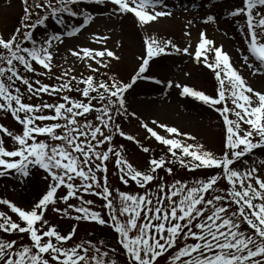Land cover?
Instances as JSON below:
<instances>
[{"label":"snow or ice","instance_id":"1","mask_svg":"<svg viewBox=\"0 0 264 264\" xmlns=\"http://www.w3.org/2000/svg\"><path fill=\"white\" fill-rule=\"evenodd\" d=\"M81 2L22 0L20 25L7 38L0 34V110L22 126L20 132H13L0 124V132L13 141L9 148L0 135V177L15 175L22 182L33 170H42L45 182L43 193L28 206L0 197V205L8 210H0V264H160L161 259L166 264H264V157L257 158L255 151L264 150V88L254 87L241 71L246 66L250 76L264 77V0H241L240 6L227 12L232 18L243 17L237 29L246 46V53L237 49L241 67L204 29L194 49L150 32L162 19L173 17L168 0H107L113 15L131 14L143 32L144 54L127 82L116 74L100 73L97 67L109 68L112 59H121L113 49L66 45V38L79 35L94 20L95 13L81 8ZM84 2L107 6L106 0ZM50 19L58 26L56 30H48ZM215 21L212 14L202 17L205 24ZM192 25L193 20H188L186 27ZM37 28L45 30L39 37ZM107 39L92 34L96 43ZM209 52H214V60ZM172 54L187 55L212 70L216 95L146 74L150 61ZM77 62L83 65L80 72ZM53 67L60 69L59 75ZM41 76L54 77L57 82L44 83ZM138 80L175 87L180 96L214 109L224 125L223 150L213 152L196 136L163 121L153 119L151 125L142 121L147 133L168 146L170 156L150 158L146 170L135 167L124 155L123 145L112 141L119 134L139 143L117 122L121 115L136 116L128 112L126 93ZM72 91L79 95H69ZM25 92L29 101L45 93L58 99L26 102ZM110 157L120 181H134L144 189L142 193L116 189L113 194L107 176ZM177 163L189 171H215L191 182H168L159 176V169L172 175L171 165ZM158 179L161 182L155 190L148 187ZM62 188L63 194H58ZM85 193L102 198V209L95 210V201L86 199ZM73 198L79 203L69 202ZM60 202L64 207L56 206ZM50 206L53 212L77 222L110 227L116 234V246L102 238L75 241L78 224L62 232L46 218ZM9 235L16 238L9 239ZM25 236L27 242H23Z\"/></svg>","mask_w":264,"mask_h":264},{"label":"rangeland","instance_id":"2","mask_svg":"<svg viewBox=\"0 0 264 264\" xmlns=\"http://www.w3.org/2000/svg\"><path fill=\"white\" fill-rule=\"evenodd\" d=\"M173 2V0H168ZM107 6L91 3H81V8H87L95 13L94 20L82 32L72 38H66V45L74 46L76 44L89 46L92 48L108 47L117 52L121 57L119 61L112 59L109 68L100 67V73L116 74L120 79L128 81L134 73L136 67L140 63L139 56L144 54V45L142 41L143 32L134 22L131 14L124 16L113 15L110 11L112 5L107 2ZM172 5V3H169ZM22 0H0V34L6 38L16 29L23 16ZM183 6H187L185 10ZM241 5V0H183L177 9L172 5L174 15L172 18H164L156 24L150 32H154L161 39H171L177 45L184 47L191 45L194 49L198 43L199 32L204 29L208 38L215 42L216 46L223 45L236 67H241L240 53H246V46L242 34L237 30L238 25L243 22V17L232 18L227 16V12L236 6ZM195 6V7H194ZM177 11V12H176ZM206 14H212L216 17L215 22L202 23V17ZM69 23L73 21L71 18H66ZM193 20V25L187 28V21ZM75 23H81L80 20H75ZM57 25L50 19L48 22V30H56ZM188 30L190 36L184 33ZM45 30L37 28L35 35L39 37ZM100 34L108 36L107 42L96 43L92 40V34ZM119 42V44L117 43ZM64 45H61L63 50ZM208 56L214 60V52H209ZM72 59L71 57H69ZM203 56L201 60H203ZM94 63V62H93ZM39 67L38 65H35ZM66 67V65H65ZM83 65L77 62L76 69L80 72ZM52 71L57 75L60 74V69L53 67ZM243 75L248 77L249 83L254 87L264 88V77L260 75L250 76L246 66L241 68ZM85 74H87L85 72ZM147 75L155 76L160 80L167 81L169 79L174 82L187 84L197 90H203L206 94L213 95L216 91V85L213 79V72L203 63H197L191 57L184 54L164 55L161 58H156L151 64ZM30 75V74H29ZM100 76L99 74H97ZM104 79L107 76H103ZM44 83H56L53 77L49 79L46 76L38 77ZM205 79V80H204ZM22 91H25V86H21ZM179 89L165 88L163 85H156L151 81L138 80L137 83L126 93V106L129 113L135 112L136 116L128 115L127 121L120 123L122 129L135 136L136 140H128L126 137H114L113 144L123 145L124 155L137 168L146 170L149 167V160L152 157H160L165 155L167 150L163 149L166 146L158 142L154 137L147 133L146 129L141 127V122H148L151 125L153 119L163 121L171 126H176L184 132H189L197 137V141L204 144L205 147L213 152L219 153L223 150L224 141V125L220 115L209 106L192 98L179 95ZM213 95V96H214ZM25 96L28 94L25 92ZM45 100V102H53L58 99L56 96L41 94V96H33L31 100L26 102ZM93 115H89V119H93ZM82 119V118H81ZM1 124L6 126L13 132H20L22 126L12 119L9 113H6ZM156 127V126H154ZM160 134H166L165 130L156 127ZM172 135V134H167ZM43 138V137H41ZM6 139L10 140V137ZM187 139V138H185ZM123 140V142H121ZM149 148V152H144L140 145ZM160 145V146H158ZM103 147V146H102ZM257 158L264 157V150L256 152ZM239 166V165H238ZM113 167V173L110 177V169ZM158 171H163L159 169ZM164 172V171H163ZM165 173V172H164ZM211 171L205 169H197L195 171H185L174 169L173 176L175 179H182L191 182L194 178H200L210 175ZM42 170H33V174L25 178L22 182L15 175L0 177V197L8 198L18 205L28 206L35 201L45 190V182L41 179ZM119 170L114 166L112 157L108 162V182L113 189H119L129 193H142L143 188L139 187L134 181L129 180L128 184H124L119 179ZM159 176H162L159 173ZM163 177V176H162ZM161 181L155 180L151 182V188L155 190V185ZM148 185V187L150 186ZM221 186H225V182L221 181ZM58 194H63V188L58 190ZM86 199L95 201L93 206L95 210H101L104 201L102 198L95 195L83 194ZM69 202L78 204L79 201L75 198ZM57 207H64L63 202H60ZM0 210L8 211L6 206L0 205ZM107 215V210L103 209ZM9 214L15 219V214L9 211ZM105 215V216H106ZM46 218L53 224L58 225L59 230L67 232L70 230L73 222L61 214L52 211V206L49 207ZM78 229L74 237L75 241L80 239H104L106 243L116 246V234L107 226H100L95 222L79 221ZM111 229V231L109 230ZM9 239L16 238L15 235H9ZM23 242H27V237ZM118 259L122 262L123 257ZM160 264H166V261L161 259Z\"/></svg>","mask_w":264,"mask_h":264},{"label":"bare ground","instance_id":"3","mask_svg":"<svg viewBox=\"0 0 264 264\" xmlns=\"http://www.w3.org/2000/svg\"><path fill=\"white\" fill-rule=\"evenodd\" d=\"M180 3H174V8L177 9L179 7ZM177 12V11H176Z\"/></svg>","mask_w":264,"mask_h":264}]
</instances>
